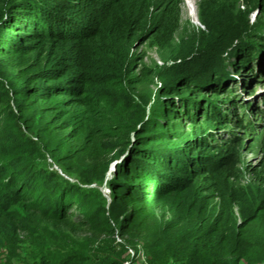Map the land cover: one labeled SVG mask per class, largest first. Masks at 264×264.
<instances>
[{
    "label": "trees",
    "instance_id": "1",
    "mask_svg": "<svg viewBox=\"0 0 264 264\" xmlns=\"http://www.w3.org/2000/svg\"><path fill=\"white\" fill-rule=\"evenodd\" d=\"M150 6L147 0H0V222L13 233L25 231L22 213L84 236L39 251L33 264H135L141 250L147 264H240L248 223L259 219L264 235V194L257 206L250 203V220H235L238 196L217 191L215 178L234 172L233 157L211 156L219 130L198 124L204 116L231 122L233 109L210 106L211 98L196 102L202 89L183 69L188 61L163 68L144 50L132 53L137 36L142 46L180 22L177 8L172 21L159 18L142 32ZM215 9L202 0L200 18L209 31ZM259 30L262 37L238 58L243 64L222 57L216 72L227 61L234 71L248 65L253 45L264 48V23ZM153 44L159 61L175 59L173 47ZM216 72L203 88L212 96L234 83ZM238 102L227 101L233 108ZM244 102L234 119L242 129L250 120ZM104 181L110 200L98 188ZM209 193L220 198L214 213Z\"/></svg>",
    "mask_w": 264,
    "mask_h": 264
},
{
    "label": "rangeland",
    "instance_id": "2",
    "mask_svg": "<svg viewBox=\"0 0 264 264\" xmlns=\"http://www.w3.org/2000/svg\"><path fill=\"white\" fill-rule=\"evenodd\" d=\"M165 1L147 0L153 5L149 8L152 19L148 21L142 32L153 28L159 18L163 22H165V19L172 21L173 13L178 8L180 22L175 27L174 24L168 26L167 30L160 33L158 39L154 41H163L167 43L165 46L173 47L175 59L167 60L165 63L159 61L155 53L156 46L153 44L154 42L150 41L141 46V43L145 40H139L138 36L134 39L132 53L136 56L144 50L147 52L145 54L148 57H152L156 64L163 68L171 67L173 63L179 61V58L188 61V64H183L185 66L183 69L195 75L193 80L202 89L196 102H206L207 99L211 98L208 100L210 106L217 107L220 105L222 109H233L234 118L231 119L232 121L230 120L231 122H229V118H220L218 124L206 122L207 117L204 116L198 118V124H205L208 130H219L217 134L219 138H216L214 149L210 150L209 153L213 157L222 156L225 151L226 154L232 155L234 172L229 173L226 169L224 172H219V177H215L218 181L219 189L217 191H225L226 193L233 191L238 196V204L231 205L235 220L241 222L250 220L254 213L251 211L252 206L250 203L257 206L261 203L260 196L264 194V48L261 43L256 42L252 51L255 56L253 58H256V60L252 62V58L248 65L239 66L240 70L234 71L233 67H228V61L225 64L221 63L220 68H224L222 73L220 71L216 72V68L219 67V58L222 57L227 60L231 57H237L236 59L231 58V63L243 64L238 62L243 49H248L247 46L251 45V41L254 42L259 36L262 37V32H259V29L264 23V0H211L216 7L212 21H208L209 25L212 24L210 26L213 27L211 31L206 28L200 18L201 13H203L201 11L202 0H170L172 1L171 7L166 11L163 9ZM218 5L221 7H217ZM80 15L75 13V21L81 19ZM171 29L175 32L174 39L169 35ZM247 36L250 38H246ZM218 54L220 55L217 57ZM144 59L146 65H151L149 58L144 57ZM215 72L218 74L217 77L223 79V75L229 74L232 76L231 79L234 80V83H229L231 85L228 92L212 96L203 88L212 84L211 80L215 77ZM159 73L164 74L162 71H159ZM154 86V89L160 86L157 79ZM195 93V91H192L186 96L191 98L195 96ZM233 98L240 101L234 107L237 108L235 110L232 103H227ZM241 100L243 102L248 101L247 108H243L246 119H250L246 124L248 125L246 129L238 127L234 122V119L238 121L240 119ZM159 101V98L156 101L151 100L146 107L151 104L152 106L159 104ZM210 113L213 115L214 112L210 109ZM217 114L219 113L215 112V116ZM186 126L187 130H191L188 123H186ZM228 133L233 134V141L227 137ZM47 162L60 176H63L59 168L50 159L47 158ZM113 171L111 164L109 171L106 173L107 179L110 178ZM171 174L174 173L171 172ZM213 174L216 176L218 172L215 171ZM64 178L74 183L73 179L66 176ZM98 188L110 200V192L105 181ZM209 195L211 197L215 194L209 193ZM219 199V196L215 195L210 200L212 213L217 210ZM20 214L23 215L22 221L26 227L25 231L13 233L4 222H0V264H33L34 255L40 258L39 251L53 249L52 244L63 245L61 239L71 238L73 241L80 242L84 238L83 235H74L66 230L57 232L47 224L30 218L29 215ZM260 225L259 219L248 223L246 230L247 242L243 244L244 260L240 264H264V235H262ZM137 247L140 249L139 246ZM129 252L133 255L131 249ZM8 256H11L9 260H7ZM137 257L135 264H147L142 250L137 254Z\"/></svg>",
    "mask_w": 264,
    "mask_h": 264
},
{
    "label": "water",
    "instance_id": "3",
    "mask_svg": "<svg viewBox=\"0 0 264 264\" xmlns=\"http://www.w3.org/2000/svg\"><path fill=\"white\" fill-rule=\"evenodd\" d=\"M112 167H113V169H114V167H115V162L112 164ZM59 171H60V169H59ZM60 173H61V171H60Z\"/></svg>",
    "mask_w": 264,
    "mask_h": 264
}]
</instances>
